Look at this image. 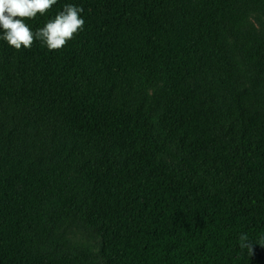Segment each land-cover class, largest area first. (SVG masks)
<instances>
[{
  "label": "trees",
  "instance_id": "obj_1",
  "mask_svg": "<svg viewBox=\"0 0 264 264\" xmlns=\"http://www.w3.org/2000/svg\"><path fill=\"white\" fill-rule=\"evenodd\" d=\"M65 4L0 39V264H264V0Z\"/></svg>",
  "mask_w": 264,
  "mask_h": 264
},
{
  "label": "clouds",
  "instance_id": "obj_2",
  "mask_svg": "<svg viewBox=\"0 0 264 264\" xmlns=\"http://www.w3.org/2000/svg\"><path fill=\"white\" fill-rule=\"evenodd\" d=\"M56 3L57 0H0V39L16 50L22 47L30 49L37 40L49 51L62 49L84 29L82 7L65 4L61 11L35 31L25 23L38 14L45 15ZM246 239V236L241 237V241ZM246 246L251 247L241 243V247Z\"/></svg>",
  "mask_w": 264,
  "mask_h": 264
}]
</instances>
